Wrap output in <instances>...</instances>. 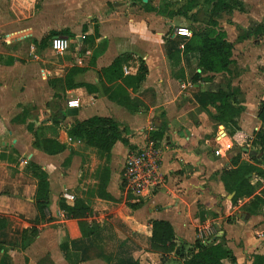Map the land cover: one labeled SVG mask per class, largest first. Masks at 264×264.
Returning a JSON list of instances; mask_svg holds the SVG:
<instances>
[{"label": "crops", "instance_id": "0c3cea01", "mask_svg": "<svg viewBox=\"0 0 264 264\" xmlns=\"http://www.w3.org/2000/svg\"><path fill=\"white\" fill-rule=\"evenodd\" d=\"M38 1L8 0L10 12H6L14 20L7 22L5 17L7 23L0 25V122L6 129V137L0 138V217L6 219V227L0 230V264H14L9 246L19 249L24 264H32L28 248L44 232L54 242L52 260L46 254L52 264H184L199 246L217 243L226 246L234 258L226 264H252L253 255L264 257V196L260 192L264 183L257 190L254 184L264 179L247 175L255 193L234 199L225 171L232 168L239 145L227 134L216 136L220 126L213 118L214 107L208 104L209 93L229 84L230 103L239 108L240 130L250 138L253 132L264 131L258 117L264 102V19L254 16L250 27L240 26L238 21L252 15L247 12V0H237L242 11L233 10L228 22L236 31L234 38L229 37L230 28L220 27L232 43L228 70L201 74L209 79L193 83L192 76L201 73L199 56L182 53L192 32L183 26L170 30L176 17L184 15L170 17L168 13L180 7L161 11L159 2L151 0H63L55 11L64 17L71 13L72 22L64 17L55 22L50 5L54 0H42L40 6ZM254 1L264 12V0ZM179 28L188 31L180 33ZM55 36L76 41L71 51L56 53L62 57L57 64L47 59L48 53L55 54L50 49ZM43 39L45 48L39 46ZM124 55L128 56L124 74L135 75L142 66L147 69L135 91L127 88L131 97L146 106L141 111H128L109 99L111 87L98 75ZM73 66L82 70L74 78L80 87L60 92L49 86L48 77L62 76ZM60 95L72 97L68 103L77 100L78 112L68 116V106L61 110L60 120H53ZM11 100L13 109L6 110ZM94 116L119 123L121 139L109 153L66 133L71 123ZM43 126L46 133L37 138L54 139L65 146L64 151L48 155L34 146V131ZM146 140L154 142L159 154L158 180L150 191L136 196L126 191L122 170L128 155ZM245 149L248 156L244 159L259 156L257 149ZM64 152L67 157L72 154L68 167L52 160ZM37 171L48 182L43 215L36 208ZM102 182L111 200L99 197ZM64 193L82 200L90 214L79 220L66 218L58 206ZM32 206L36 214L30 222L13 215L28 213L29 218L33 214L27 209ZM13 220L19 221L20 229L13 230L11 238L8 230ZM153 222L171 226V252L152 248ZM51 225L59 228L46 229ZM32 227L37 233L30 232ZM23 230L27 235L22 240ZM63 244L67 245L64 251Z\"/></svg>", "mask_w": 264, "mask_h": 264}, {"label": "trees", "instance_id": "16d2710c", "mask_svg": "<svg viewBox=\"0 0 264 264\" xmlns=\"http://www.w3.org/2000/svg\"><path fill=\"white\" fill-rule=\"evenodd\" d=\"M208 4L205 12L207 18L206 29L202 31H193L190 38L183 45V54L196 52L198 54L197 67L201 73H195L191 81L196 83L200 80L207 81L208 76L202 77L205 73H221L228 70L231 64L232 43L227 40L226 32L219 26L218 20L223 14H231L233 10L242 11L241 3L237 0H203ZM193 1H188L181 8L168 13L170 17L176 15L187 16L193 8ZM153 9V8H151ZM39 46L46 47L45 39L41 40ZM128 59L124 55L115 58L109 66L102 68L99 72V78L110 85L108 98L116 101L124 106L128 111H141L146 106L136 97H131L127 92V88L135 91L144 81L147 74L146 67L139 68L135 75H126L123 72V64ZM81 68L70 67L59 77H48L49 86L60 92L72 90L81 85L74 82V78L81 72ZM88 91L89 86H85ZM208 104L214 107L215 114L213 118L218 122L220 131L216 136L228 135L239 145L238 153L232 158V168L225 171L234 199L241 197H250L255 193L254 186L250 183L251 178L247 175L264 179V131L253 132L251 138L242 132L238 126L239 108L231 105L230 101L233 97V91L229 84L220 87L218 91L209 93ZM258 117L264 124V102L258 113ZM66 133L70 138L83 140L86 145L97 149L103 153H109L113 145L121 139L119 123L112 118L94 116L83 121H75L67 128ZM243 143H246L243 145ZM34 146L39 148L48 155H56L64 151L65 146L60 142L44 138L38 139L34 137ZM243 148L257 149L259 156L252 157L249 160L244 159L247 155ZM36 187V208L40 214L43 213L46 202L48 200V182L43 172L38 175ZM104 184L99 186V197L106 200L112 198L104 191ZM59 209L64 213L66 218L82 219L90 214L89 207L80 199H75L72 204H68L66 200L60 199L58 203ZM134 206V205H133ZM43 215V214H42ZM44 219V216H43ZM36 223H39L36 222ZM6 227V219L0 217V230ZM79 228L83 236H86V230L81 221ZM32 234L37 233L35 227L30 229ZM27 230L22 231V240L25 239ZM152 248L157 251L169 253L173 250V231L171 226L166 222H153L151 229ZM67 245H61L62 251L66 250ZM233 262L229 249L221 243L202 245L192 253L191 256L184 261V264H226V261ZM130 264H139L137 261ZM252 264H264L262 255H253Z\"/></svg>", "mask_w": 264, "mask_h": 264}, {"label": "rangeland", "instance_id": "374dc122", "mask_svg": "<svg viewBox=\"0 0 264 264\" xmlns=\"http://www.w3.org/2000/svg\"><path fill=\"white\" fill-rule=\"evenodd\" d=\"M151 1L156 2V3L159 2V4H160L159 6H161L160 7L161 11H164L163 9H165V10L169 9V11H170L172 8H178V7L181 8L182 6H184V4L186 2H188L190 0H151ZM192 1H193L194 10L189 12V14L187 16H177L176 20L173 21V23L171 25L173 27H170V30H172L174 27H179V26H183L191 32L202 31V30L206 29L207 18H206L205 12L209 7L208 4L204 3L203 0H192ZM261 1L263 3V0H261ZM7 2H8V0H2V3L0 4V25H2V23L11 22L14 20V15L6 12V11L10 12V10L7 8L8 4H9ZM41 2H42V0L38 1V6H40ZM164 2H166V3H164ZM62 3H64L63 0H56V1L54 0V1H52V3H50L51 7L54 9L51 16H52V18L55 19V22H57V20H59L60 18L64 17L61 14V11H58V13L55 11L57 8L59 9V6ZM165 4H167V8L165 7L166 6ZM259 5H260V3H258L256 5V1H254V0H247V7L249 8L247 12L251 13L252 16H250V14H249L250 18L248 16L247 17L244 16V18L241 21H238L240 23V26L245 27V28L250 27L252 24V23H250L251 19L254 16H259L260 18L264 19V12L259 11V9H258ZM65 16L66 17H64V19L69 18V22H72L71 13L67 14V15L65 14ZM5 17H6L7 22H4ZM21 20H24V18L21 17ZM229 20H232V15L223 14L221 19H219L218 21H219V26L221 28H223V29L226 28V30H228V28L231 29V30H229V37L232 39V38H234L236 31L233 29L234 26H232L228 23ZM2 26H5V25L3 24ZM75 43H76L75 40L68 42V49L67 50L70 49L69 51H71V49H73ZM50 49L52 51H54L55 54L52 52L48 53L47 59L54 60V62L57 60H62V57L59 56L58 54H56L57 52L52 48V46H50ZM48 51H50V50H48ZM11 85L14 86L13 83ZM28 98L29 97H27V99ZM70 99H72V97H70V96H68V97H66L64 95L59 96L58 101L60 104V108L57 111V113L54 115V117H52L53 120L56 118L59 119V114L61 113V110L64 109L65 107L66 108L68 107V100H70ZM13 101L11 100L10 103H7L5 105L6 110H12L13 109V103H12ZM24 115L27 116L28 112L25 111ZM30 116H31L30 118H32L31 114H30ZM55 123L56 124H54V125L60 126L59 122H55ZM46 130H47V127H45V126L40 127L39 129H37V131H34L35 137L37 138L38 135H45ZM2 136L6 137V129L4 128V126L1 125V122H0V138H2ZM67 156H68V152H64L63 155H61L59 157L52 158V160H55L56 162H57V160H59V163H62L61 164L62 166L60 165L61 167H68L72 164V159H71L72 154H69V157H67ZM56 162H52V163L56 164ZM101 164L102 163H100V165ZM32 168L34 169V167H32ZM34 174H35L36 178H38L39 171H37L36 173L34 172ZM69 179H70V181H72L71 176L69 177ZM86 179H89V176H86ZM262 183H264V182L257 181L256 183H254L256 190L259 189V187L262 185ZM260 192H261L262 196H264V189H262ZM62 198H63V196H62ZM27 210L32 214L35 211L33 206ZM27 214L28 213L19 214V213L15 212V214H13V215L17 216V218H20L22 221L24 220V221L30 222L34 218L36 212L29 218H26ZM55 219H56V217H55ZM18 222L19 221H17V220L16 221L13 220V222L11 223V227L8 230V233H11L10 234L11 238H14L13 237L14 234L12 233L13 230L20 229V227L17 226ZM56 227H57V225H51V226L46 227V229H52V228H56ZM57 228H59V227H57ZM42 231H46V230L43 229ZM44 233H45V235L42 238L40 236V238L36 239L28 248V254H29L28 257L33 259L32 264L36 263V261H37V264H52L51 261L49 260V258L51 259L50 251L52 249V246L54 245V242L51 241V239L47 236L46 232H44ZM9 247H8L9 251H10L9 253H11L10 257H12L13 263L14 264H24L23 258L19 254V252H20L19 249H16L15 247L13 248L11 246H9ZM14 252H16V253H14ZM46 254L49 255V258H48V255H46ZM28 257H24V258H26L24 260L25 263L26 262L28 263Z\"/></svg>", "mask_w": 264, "mask_h": 264}, {"label": "built area", "instance_id": "2783aa9c", "mask_svg": "<svg viewBox=\"0 0 264 264\" xmlns=\"http://www.w3.org/2000/svg\"><path fill=\"white\" fill-rule=\"evenodd\" d=\"M187 29L179 28L178 32L187 33ZM51 46L57 52H64L68 48V40L58 36L51 39ZM71 108H78L77 100H71L68 103ZM159 154L155 148L154 142L146 140L143 147L138 148L128 155L123 166L122 175L126 191L136 196H142L150 191L158 180ZM63 198L72 201L73 196L64 193Z\"/></svg>", "mask_w": 264, "mask_h": 264}, {"label": "water", "instance_id": "95a60500", "mask_svg": "<svg viewBox=\"0 0 264 264\" xmlns=\"http://www.w3.org/2000/svg\"><path fill=\"white\" fill-rule=\"evenodd\" d=\"M147 0H143V2H146ZM77 109L76 108H67L66 109V114L68 115V116H75L76 114H77ZM244 150L246 151V149L244 148ZM263 154H264V152H263Z\"/></svg>", "mask_w": 264, "mask_h": 264}]
</instances>
